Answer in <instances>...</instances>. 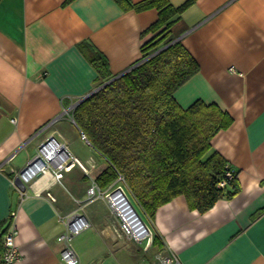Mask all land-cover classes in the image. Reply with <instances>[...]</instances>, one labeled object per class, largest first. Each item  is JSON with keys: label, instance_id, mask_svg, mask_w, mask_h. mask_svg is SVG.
Masks as SVG:
<instances>
[{"label": "crops", "instance_id": "crops-1", "mask_svg": "<svg viewBox=\"0 0 264 264\" xmlns=\"http://www.w3.org/2000/svg\"><path fill=\"white\" fill-rule=\"evenodd\" d=\"M170 1L178 6L186 0ZM157 19L155 8L124 10L116 0H0V260L1 233L12 211L17 264L59 260L60 215L79 210L90 227L95 219H118L107 200L87 201L88 188L108 162L82 138L73 116L78 102L99 87L82 45H94L119 74L142 58L141 47L153 36L142 32ZM171 34L200 64L176 91L179 103L215 102L233 116L212 146L236 169L240 189L205 212L191 208L183 194L160 205L152 218L141 208L153 245L146 251L137 241L147 255L135 264L154 263L159 251L181 264H264V0H196ZM52 134L80 163H70L60 181L47 171L20 185V171ZM15 183L26 190L23 195ZM74 242L89 240L77 235Z\"/></svg>", "mask_w": 264, "mask_h": 264}, {"label": "trees", "instance_id": "trees-1", "mask_svg": "<svg viewBox=\"0 0 264 264\" xmlns=\"http://www.w3.org/2000/svg\"><path fill=\"white\" fill-rule=\"evenodd\" d=\"M116 1L124 10L155 8L158 19L142 32L143 37L153 34L141 47L142 58L120 75L94 45L81 44L89 49L97 86L110 81L73 112L80 130L108 162L95 181L104 189L122 175L136 205L151 218L160 205L181 194L191 208L205 212L240 188L236 169L212 146L233 116L202 99L184 107L175 96L200 70L190 50L171 34L174 22L196 0L178 6L170 0ZM231 169L233 178L220 186ZM154 245L162 249L157 237Z\"/></svg>", "mask_w": 264, "mask_h": 264}, {"label": "built area", "instance_id": "built-area-1", "mask_svg": "<svg viewBox=\"0 0 264 264\" xmlns=\"http://www.w3.org/2000/svg\"><path fill=\"white\" fill-rule=\"evenodd\" d=\"M83 139L87 140L85 133H81ZM80 163L64 141L57 135L52 134L46 137L38 146L36 154L27 161L19 173L22 183L20 185H31L39 176L49 171L56 180L60 181L64 172L70 167V163ZM234 176V169L227 171L226 178L219 183L220 186L227 184V179ZM19 184L16 188L23 195L25 191ZM105 199L110 204L113 212L119 219L122 231L131 239L144 242V250H149L153 245V233L126 188L124 177L119 174L118 178L107 188L102 189L96 182H93L87 190V201ZM16 212L10 214L9 225L2 231L1 235V260L0 264H17L20 259V251L16 243L18 229L14 225ZM64 224V230L57 239L62 244L60 258L55 263L45 264H81L78 252L75 250L74 238L90 227L87 216L74 210L66 215H60L59 219ZM147 264V263H140ZM152 264H181L177 256L167 251H159L154 257Z\"/></svg>", "mask_w": 264, "mask_h": 264}, {"label": "rangeland", "instance_id": "rangeland-1", "mask_svg": "<svg viewBox=\"0 0 264 264\" xmlns=\"http://www.w3.org/2000/svg\"><path fill=\"white\" fill-rule=\"evenodd\" d=\"M76 135L77 130L75 129L74 133L69 135L70 140L74 139ZM70 146L73 148L75 145L73 143ZM131 199L135 203L132 196ZM99 202H102V199H99ZM137 208L144 216L145 213H143L141 208L139 206ZM105 211L108 212L107 210ZM78 236L80 241L87 242L88 239L89 243L78 246L73 241L74 248L79 256L85 260H93L95 264H119L118 262L121 264H135V262L147 255L143 252V244L129 239L122 232L119 219H95L94 224Z\"/></svg>", "mask_w": 264, "mask_h": 264}, {"label": "water", "instance_id": "water-1", "mask_svg": "<svg viewBox=\"0 0 264 264\" xmlns=\"http://www.w3.org/2000/svg\"><path fill=\"white\" fill-rule=\"evenodd\" d=\"M136 64H137V63H136ZM136 64H135V65H136ZM133 66H134V65H133ZM131 67H132V66H131ZM131 67H129L127 70H129ZM127 70H125V71L119 73L118 75L123 74V73L126 72ZM118 75H117V76H118ZM111 80H112V79H111ZM108 82H110V81H107V82L103 83L102 85H100L99 87H97L96 89H94L93 91H91L89 94H87L85 97H83V98L78 102V104L81 103L85 98H87V97L90 96L91 94L95 93V92H96L97 90H99L101 87H103L104 85H106ZM18 183L23 184L20 178H18Z\"/></svg>", "mask_w": 264, "mask_h": 264}]
</instances>
